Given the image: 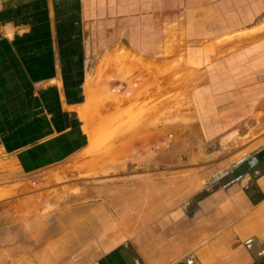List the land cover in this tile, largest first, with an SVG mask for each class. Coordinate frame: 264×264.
<instances>
[{
  "label": "crops",
  "instance_id": "obj_1",
  "mask_svg": "<svg viewBox=\"0 0 264 264\" xmlns=\"http://www.w3.org/2000/svg\"><path fill=\"white\" fill-rule=\"evenodd\" d=\"M79 2L84 30L82 46L87 99L95 92L115 90L117 81L126 82L135 75V72L126 75L125 67L119 65L117 58L121 50H125L130 58L145 61L180 58L183 62L181 72L188 76L185 85L199 87L198 93L202 95L209 116L203 125H213L212 131L222 130L227 121L218 124L220 119L216 118H222L223 110H237V95L239 91L246 92L248 87L247 54L248 47L253 44L249 37L264 33L257 31L264 22L255 26L264 13V0ZM10 6L0 2V18ZM40 9L37 8V19H32L30 24L0 20L1 165L5 159L6 164L12 163L16 167L20 163L30 169H41V151H45L41 142L47 138L45 127H50L52 136L63 131V99H66L65 92L58 88L62 74L55 54L52 74L46 73V60L41 59ZM27 13L36 11L31 6ZM226 36L230 39L220 42ZM241 62L243 64L239 65ZM137 74L139 76L134 78L142 79L143 75ZM135 87L133 91L138 90ZM153 89L161 93L165 89L167 94L175 90L173 81L157 89L151 88V93H154ZM89 100L85 103L86 109L90 108ZM47 102L50 105L47 106ZM73 103L64 105L80 109L79 104ZM228 123L231 125V121ZM211 132H205L207 139L217 133ZM47 156L55 155L50 152ZM237 163L226 171L230 173L228 177L221 176H225L221 186L200 199L195 208L172 211L166 203V212L161 218L155 197L158 184L149 183L156 193L145 202L148 207L142 208L141 197H138L141 203L138 207V201H134L132 235L125 231L112 234L123 239L93 258V246L79 249L77 233H74L76 240L72 241L76 244L70 245L65 253L87 255L85 264H251L255 255L264 253V147ZM135 186L140 185L136 183ZM8 189L6 185L0 186V191ZM137 189L134 188L135 194H141L142 191ZM25 202L28 205L33 198ZM13 204L19 205V201ZM142 210L146 212L143 214ZM28 220L24 222L26 225H20L22 229L16 226L4 233L8 234L5 237L9 238L10 244L1 247L0 252L8 251L11 260L15 257L16 262L11 261V264H18V257L24 259L25 264H41V219ZM127 236L134 239L126 240ZM23 249L25 252L21 251Z\"/></svg>",
  "mask_w": 264,
  "mask_h": 264
},
{
  "label": "rangeland",
  "instance_id": "obj_2",
  "mask_svg": "<svg viewBox=\"0 0 264 264\" xmlns=\"http://www.w3.org/2000/svg\"><path fill=\"white\" fill-rule=\"evenodd\" d=\"M0 2L11 4L0 18L5 22L30 24L32 19H37V8L41 7V59L46 60V73L52 74L53 55H56L62 74L58 88L65 92L66 99H63V131L52 136L50 127H45L47 138L41 142V148L44 145L45 150L41 151V169H30L20 163L16 167L12 163L6 164L5 159L0 164V186L10 188L0 191V249L10 244L9 238L5 237L8 234H4L9 229L16 226L22 229L20 225H26L25 220L36 222L41 219V264H85L87 255L65 253L70 245L76 244L72 241L76 240L74 233H77L78 248L93 246L92 256L96 258L123 239L112 234L125 231L132 235L135 226L133 204L138 197L142 198V204L138 201L136 207L139 204L142 208L148 207L145 202L157 191L155 197L158 198L160 218L165 215L166 203L172 211L195 208L200 199L221 186L225 177L221 176L230 174L226 171L234 168L237 162L245 161L256 149L264 147V33L249 37L253 39V44L248 47L249 62L246 63L249 83L246 92L239 91L237 95V110L221 111L224 115L216 118L220 119L217 123L227 121V124L222 126V130L212 131L213 125H203L209 116L206 115L202 95L198 93L199 87L185 85L188 76L181 72L182 67L168 72L170 68L166 66L175 64V59L146 61L158 73L153 84L146 81V74L142 79L133 76L126 82L117 81L115 90L94 96L90 94V108L86 109L84 30L79 0ZM31 6L36 13H27ZM258 21L255 26L264 22V13ZM119 65L125 67V72L135 67L127 56L119 60ZM163 69L174 76L175 90L167 94L162 89L163 93L158 92L150 98L145 94L150 92L152 85L160 88L167 83L160 75V71L166 74ZM140 81L148 83L143 82L148 90H144L140 94L142 96H135L131 92ZM222 97L224 101L225 95ZM113 98H117L116 105ZM107 100L113 102L115 109L119 105L117 110H113L112 104L109 107L112 110L107 108ZM64 103L79 104L80 109L65 107ZM49 110L47 107V112ZM98 112L101 116L108 114L110 117L91 120L92 116L99 115ZM155 112L151 135L126 136L125 132L124 137L121 136L122 127L138 124ZM163 112L167 115L162 116ZM205 132L218 134L207 139ZM49 151L55 156H47ZM136 183L140 186H135ZM149 183H157V190H151ZM135 187L142 191L141 194H135ZM31 198L33 202L26 205V199ZM17 201L19 205L13 204ZM151 203L154 204L153 201ZM87 234L90 237L87 238ZM129 239L134 238L127 236L126 240ZM21 251L25 252L24 249ZM8 254V251L0 252V264L16 262L15 257L11 260ZM263 258L264 253L259 252L251 264H264ZM23 262L24 259L18 257V264H25Z\"/></svg>",
  "mask_w": 264,
  "mask_h": 264
},
{
  "label": "bare ground",
  "instance_id": "obj_3",
  "mask_svg": "<svg viewBox=\"0 0 264 264\" xmlns=\"http://www.w3.org/2000/svg\"><path fill=\"white\" fill-rule=\"evenodd\" d=\"M257 31H264V23L262 24V25H260L258 28H257ZM230 39V36H226V37H224L222 40H220V42L221 41H227V40H229ZM124 49V48H123ZM122 58H121V57ZM120 56L117 58V59H123V58H125L126 56L127 57H129L130 55L129 54H127L126 53V51L125 50H121V54H120ZM130 60H132L133 61V64H134V68L133 69H131V70H127L126 71V75L127 74H129L130 72L131 73H133V72H135L134 74V76H137L138 74L137 73H139V74H142L143 76H145V74H146V81H148V83L149 84H153V82L158 78V73H157V71H153L152 70V68L151 67H149L150 66V62L148 63V62H146L145 60H142V59H140V58H137V57H132V58H130ZM181 60L182 59H180V58H178L176 61H175V64H172V65H167L166 67L169 69V71L168 72H173V71H178L179 70V68L180 67H182L183 65H181V64H183V62H181ZM158 71H160V70H158ZM163 71H165L166 72V74H164L163 72H161L160 71V75H161V77H162V81L164 80L165 82H169V81H172L173 79H174V76L173 75H170V74H168V72L165 70V69H163ZM175 75V74H174ZM172 76V77H171ZM131 77V76H130ZM190 79V78H189ZM192 80V79H191ZM146 81H140V82H136V84H137V89L141 92H139L137 89H136V87H135V90H137V91H133L134 90V88L132 89V92L131 93H133V92H135V93H140V94H142V92L144 91V92H146L148 89V87L147 88H144V83L146 82ZM175 81V79L173 80V83H175L174 82ZM144 82V83H143ZM188 82V81H187ZM189 82H191V81H189ZM148 83L146 82V85H148ZM157 85H158V83H157ZM133 86V85H132ZM154 87H155V85H154ZM153 87V85L149 88L150 89V92L148 93L147 92V94H145V95H147L148 97H150V98H152L154 95H157V93L160 91V90H157V91H154V89L152 90V92L154 91V93H151V88H154ZM158 87H159V85H158ZM142 89V90H141ZM156 89H157V87H156ZM89 93V92H88ZM90 93H93L92 91H90ZM134 93V94H135ZM94 94V93H93ZM95 94H96V92H95ZM139 94V95H140ZM153 95V96H152ZM90 96V97H89ZM88 96V99L89 98H91V95H89ZM135 96H136V94H135ZM138 96V95H137ZM142 96V95H141ZM152 96V97H151ZM88 99H86V100H88ZM114 99V98H113ZM112 99V100H113ZM115 99H116V101H115ZM114 100H113V102L115 103V105H116V102H117V98H115ZM96 100V99H95ZM94 100V101H95ZM122 100V99H121ZM90 101V100H89ZM93 101V100H92ZM111 100H107L106 102H108L107 104H108V107L106 106L107 104H105L104 106H106L107 108H109L110 106H111V104L113 103V102H110ZM123 101V100H122ZM122 103V102H121ZM124 103V102H123ZM118 104H120V103H118ZM115 105H113L112 104V106H114V107H112L113 108V110H117V108H118V106H116V109H115ZM105 107V108H106ZM106 108V109H107ZM105 109V110H106ZM110 110H112L111 108H109ZM108 109V110H109ZM100 110V109H99ZM102 110H103V107H102ZM107 111V110H106ZM166 111V110H165ZM167 112V111H166ZM99 113V112H98ZM97 113V114H98ZM102 113H104L103 111H102ZM156 113L157 112H155V113H151L149 116H148V118H146L145 120H141L138 124L137 123H132L131 125H129V126H124V127H122V130H121V136L122 137H124V133L126 132V136L128 135V136H134V135H140V134H145V133H148V134H152L153 133V130H154V128H153V123H152V120L154 119V117H155V115H156ZM99 115H100V113H99ZM97 116V115H95V116H92L91 117V120H105V119H107V117L106 116H108V118L110 117L108 114L107 115H105V117H104V114L101 116ZM165 115H167V114H165V112H163V115L162 116H165ZM147 120V121H146ZM146 123V124H145ZM145 124V126H143ZM119 130V129H118ZM129 130V131H128ZM117 134H119V132L117 133ZM132 134V135H131ZM116 137V139H117V135L115 136ZM121 137V138H122ZM120 138V139H121ZM116 139H113V140H115L116 142H117V140H119V138L116 140ZM121 141V140H120ZM119 143V142H118ZM117 145V144H116ZM121 150V149H120Z\"/></svg>",
  "mask_w": 264,
  "mask_h": 264
}]
</instances>
